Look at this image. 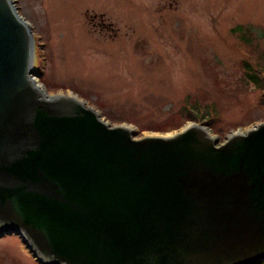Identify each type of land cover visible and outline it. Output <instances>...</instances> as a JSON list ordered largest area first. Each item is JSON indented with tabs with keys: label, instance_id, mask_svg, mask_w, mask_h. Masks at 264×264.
I'll return each mask as SVG.
<instances>
[{
	"label": "water",
	"instance_id": "95a60500",
	"mask_svg": "<svg viewBox=\"0 0 264 264\" xmlns=\"http://www.w3.org/2000/svg\"><path fill=\"white\" fill-rule=\"evenodd\" d=\"M33 51L0 0V233L38 264L264 262V121L221 143L194 123L135 138L46 94Z\"/></svg>",
	"mask_w": 264,
	"mask_h": 264
},
{
	"label": "rangeland",
	"instance_id": "374dc122",
	"mask_svg": "<svg viewBox=\"0 0 264 264\" xmlns=\"http://www.w3.org/2000/svg\"><path fill=\"white\" fill-rule=\"evenodd\" d=\"M12 2L33 35L34 82L76 96L135 138L199 125L186 114L195 103L197 115L212 116L203 126L217 143L264 121V83L243 69L244 60L262 64L264 0ZM0 264L38 263L2 232Z\"/></svg>",
	"mask_w": 264,
	"mask_h": 264
},
{
	"label": "trees",
	"instance_id": "16d2710c",
	"mask_svg": "<svg viewBox=\"0 0 264 264\" xmlns=\"http://www.w3.org/2000/svg\"><path fill=\"white\" fill-rule=\"evenodd\" d=\"M244 42H247V40H243ZM248 43V42H247ZM256 53L259 57H261L262 64L256 63V66H250L248 64L247 60H244L243 64V69H244V74L248 78V80L255 86L259 87L262 84V81L264 83V54L262 56L261 50L257 51ZM36 74H39L36 72ZM197 103H195L193 106H190L189 109H187L186 114L190 115V117L195 121L199 122L201 125L209 126L211 123V117L209 116L208 113L209 111L205 112L204 115H197L196 109H197ZM210 106H208L209 108ZM204 117V118H203ZM259 264H264V262H261Z\"/></svg>",
	"mask_w": 264,
	"mask_h": 264
},
{
	"label": "bare ground",
	"instance_id": "6f19581e",
	"mask_svg": "<svg viewBox=\"0 0 264 264\" xmlns=\"http://www.w3.org/2000/svg\"><path fill=\"white\" fill-rule=\"evenodd\" d=\"M38 86H40V85H38ZM41 88V87H40Z\"/></svg>",
	"mask_w": 264,
	"mask_h": 264
}]
</instances>
